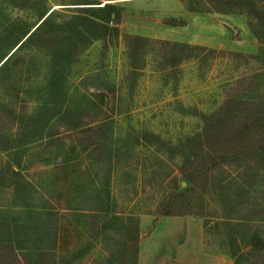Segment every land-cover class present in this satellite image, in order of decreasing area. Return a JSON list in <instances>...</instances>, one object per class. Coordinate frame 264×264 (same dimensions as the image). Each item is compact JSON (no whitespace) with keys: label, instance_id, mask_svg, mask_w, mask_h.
Instances as JSON below:
<instances>
[{"label":"rangeland","instance_id":"rangeland-1","mask_svg":"<svg viewBox=\"0 0 264 264\" xmlns=\"http://www.w3.org/2000/svg\"><path fill=\"white\" fill-rule=\"evenodd\" d=\"M22 1L25 0H0V57L6 51L11 52L6 39L19 30L20 24L30 26L31 30L37 25L42 6L69 16L76 12L75 5L70 3L74 0H29L21 4ZM94 1L98 2L94 5H101L104 0ZM111 2L121 9L117 24L121 33L199 44L244 56L205 53L201 61L190 59L179 68L159 70L153 67L149 52L133 89H129L122 34L107 48L102 40H92L72 62L58 68L51 65V56L45 49L18 51L25 62L11 63L12 76L7 79L10 89L0 80V142L3 140L2 145L9 147L18 142L15 147L24 149L25 167L21 169L12 163L13 167L20 169L24 179L32 183L36 204H44L62 215L57 223L59 241L54 249L55 260L63 251L79 248L81 257L71 264H107L105 259L113 239L90 236L86 218L77 220L69 214L97 209L108 211L109 215L113 211L138 215L136 264H233L235 251L249 256L248 263L243 264H264V256H255L250 246L240 240L243 227L233 232L234 221H240L249 231H260L264 240V161L253 163L254 166L250 163L255 188L239 206L219 201L217 191L202 196L199 178L195 191L185 199L191 206L181 207L184 213L162 214L158 213L162 196L177 190L179 184L185 185L179 155L172 149L158 152L140 142L144 131L172 142L196 133L203 123L195 111L215 110L227 93L245 97L260 88L259 93L264 96V64L251 56L257 52L258 41L249 30L245 15L192 12L184 8L181 0ZM173 17L184 20V24L165 22ZM253 74L254 78H248ZM91 75L93 79H85ZM99 77L114 85L115 92L103 98L91 94L96 91L91 85ZM240 77L245 79L236 82ZM85 97L93 98L96 104L90 115L110 123L111 135L106 146L111 150V159L104 163L105 153L101 150L90 157L83 149L88 131L77 128L72 132L60 130L58 135L64 138V146L51 151L47 161H38L35 152L40 141L25 142V136H34L37 129L31 118L51 117L65 105H76ZM50 122L56 127L57 120ZM44 135L43 131L41 141L46 139ZM7 155V151L0 149L1 165ZM90 158L103 161L93 164ZM236 167L233 163L229 169ZM12 177L10 171L4 173L3 183L7 182V186ZM89 190H95L90 198L84 194ZM11 196L5 187L0 189V209H23L11 205ZM232 234L237 235V242L232 241ZM256 245L264 249V245ZM14 252L18 258L22 257L23 250Z\"/></svg>","mask_w":264,"mask_h":264},{"label":"trees","instance_id":"trees-1","mask_svg":"<svg viewBox=\"0 0 264 264\" xmlns=\"http://www.w3.org/2000/svg\"><path fill=\"white\" fill-rule=\"evenodd\" d=\"M181 1L184 8L192 12L245 15L249 30L258 41L257 52L251 56L264 64V0ZM28 2L29 0H25L21 4ZM70 3L75 5L73 8L76 12L73 15H64L55 8L48 10V7L42 6L37 18L41 20L37 22V25H33L32 30L30 26L20 24L18 31L7 36L6 42L7 44L10 42L11 52L6 51L0 57V80L5 83L4 85L7 86V79L12 76L11 63L18 65L19 62H25L23 56L18 54V51L22 49H45L51 56V65L58 68L72 62V59L81 54L92 40H102L103 47L107 48L109 43L114 42V39L117 41L121 34L128 61L129 89H133L136 79L146 64L145 56L149 52L152 53L154 60L153 67L159 70L179 68L183 61L190 59L201 61L205 53L209 56H214L216 52L224 55L244 56L242 53L217 50L199 44L121 33L117 26L122 16L121 9L113 2L103 1L101 5H94L98 2L74 0ZM67 7L69 6H63V8ZM165 22L172 25L184 24V20H177L175 17ZM254 76L256 75L253 74L248 78H254ZM89 78L93 79V76H85V79ZM244 79L245 77H240L236 82L240 83ZM91 86L96 90L91 93L95 97L103 98L109 92H115L114 85L106 84L101 77ZM262 88L264 92V82ZM7 89L10 88L7 86ZM253 92L245 97L243 95L235 97L227 93L215 110L209 113L201 110L195 111V114L202 120L201 129L196 133L186 135L179 141L164 140L159 134L151 131L142 133L143 139H140V142L143 145L153 147L158 152L172 149L179 155L181 177L185 182L184 186L179 184L175 188L177 190H172L162 196L158 205L160 207L158 213H184L185 210L181 207L191 206L185 203V199L195 191L199 178L202 179V196L205 192L217 191L220 196L219 201L231 204L232 207L239 206L243 198L251 196L250 191L255 188V174L252 172L253 168L250 163L253 165V163L264 161V96H262L263 93H259L260 88ZM94 105L96 104L93 98L85 97L76 105H65L62 110L55 111L51 117L48 115L49 117L44 119L43 117L31 118L32 124L36 125L37 129L33 131L34 136H25V142H33L35 139L40 141L38 150L35 152L37 160L47 161L51 151L64 146V138L58 135L60 130L72 132L77 128L88 131L84 137L83 149L90 157H93L96 151L101 150L105 153L104 163L110 160L112 153L106 145L110 140L111 126L109 121L102 120V118L100 121L90 115ZM12 110L13 108L10 107V112ZM52 120H57L56 127L50 122ZM43 131L46 136L43 137L46 139L41 141ZM1 142L0 149L7 151L8 155L4 164H0V189L5 187L9 190L12 194L11 205L23 209L16 208L7 211L0 209V264L74 263L81 257L79 248L73 251H63L64 255L61 254L57 260L54 257L56 255L54 249L59 241L57 223L62 215L53 208H47L44 204H41L42 206L36 204L35 198L37 197L31 189L32 183L24 179L21 170L12 165L14 163L21 169L25 167L22 161V156L25 155L24 149L15 147L18 146V142L10 147L2 145ZM104 149L108 151L105 152ZM90 159L93 164L103 161V159ZM233 163L237 167L231 170L229 168H232ZM8 171L13 177L6 186L7 182L3 183V175ZM93 191L82 192L90 198L94 195ZM69 214L77 220L83 216L86 218L88 221L86 228L90 236L96 238L101 236L102 240L104 236L113 239L111 242L113 245L108 251L105 263H137L138 215L119 214L115 211L113 215H109L108 211L103 212L97 209L71 213L69 211ZM234 222L236 227L233 232L241 226L243 227L241 229H244L239 237L243 244L250 246L255 256H264V249L256 245V243L264 245L260 231H249L240 221ZM110 234H113L112 237ZM236 236L232 234V241L237 242ZM15 249L23 250L21 258L15 254ZM233 256L235 260L233 264H243L245 261L248 263L249 256L243 252L235 251Z\"/></svg>","mask_w":264,"mask_h":264},{"label":"crops","instance_id":"crops-1","mask_svg":"<svg viewBox=\"0 0 264 264\" xmlns=\"http://www.w3.org/2000/svg\"><path fill=\"white\" fill-rule=\"evenodd\" d=\"M104 1L111 2L112 0H104ZM120 1H122V0H120ZM123 1H125V0H123ZM128 1H129V0H128Z\"/></svg>","mask_w":264,"mask_h":264}]
</instances>
